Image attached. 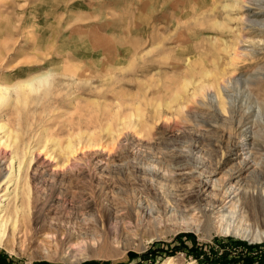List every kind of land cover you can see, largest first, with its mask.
<instances>
[{
	"label": "rangeland",
	"instance_id": "1",
	"mask_svg": "<svg viewBox=\"0 0 264 264\" xmlns=\"http://www.w3.org/2000/svg\"><path fill=\"white\" fill-rule=\"evenodd\" d=\"M244 3L0 0V90H6L0 126L16 133L6 158L0 156V184L22 196L10 207L22 209L16 219L24 229L14 234L16 219L6 222L4 240L16 249L0 248V264H67L65 249L102 244L96 229L104 210L115 214L109 228L124 227L135 244L117 259L84 264H244L247 257L264 264V240L219 232L229 221L264 233L248 206L259 193L264 198V129L253 127L256 117L242 119L249 113L245 103L232 115L192 100L202 71L231 69L235 53L243 52L235 77L252 84L228 93L237 101L249 95V106L264 103V11L253 8L259 22L247 26ZM41 77L45 85L32 91L28 83ZM128 122L140 126L142 139L117 145L119 124ZM91 143L114 154L87 152L65 164V146ZM42 150L55 156L56 166L37 159ZM12 157L16 177L7 185ZM231 193L230 209L210 214L208 229L198 208L227 203ZM142 200L154 210L161 205L163 213L143 215L141 226L116 220ZM233 203L235 214L223 221ZM153 223L157 235L170 236L143 237ZM189 224L191 230L174 233ZM111 242L123 249L117 237Z\"/></svg>",
	"mask_w": 264,
	"mask_h": 264
},
{
	"label": "bare ground",
	"instance_id": "2",
	"mask_svg": "<svg viewBox=\"0 0 264 264\" xmlns=\"http://www.w3.org/2000/svg\"><path fill=\"white\" fill-rule=\"evenodd\" d=\"M243 1L245 2L244 4H246V6L244 5L245 9H247L245 12L246 13L245 24L247 26H254L253 24L256 22H259V21H258V19L255 18L256 14L253 13L252 9L260 7V9L262 11H264V8H262V4H263L264 0H261L262 4H260V0H243ZM260 14L261 13H259L257 15H260ZM260 23L262 26H264V23H262V22H260ZM242 53L243 52H236L235 53L236 56L234 55L235 57H233L232 61L230 62L231 69L226 68L224 70H220L219 68H217L215 70L216 72L215 73L213 72V74L211 73L212 71L211 72H209L207 70L202 71L201 74H199L198 76H200V81L203 83L199 86L197 84L198 88H197L196 92L194 91L195 93L192 96V100L195 101V102H193L194 104L195 103L202 104L203 106H206V107L208 106V107L212 108L216 112L218 110H221L222 112H227V113L229 112L232 115H239L240 113H242L245 109L244 104H242V103H245L246 104L245 106L247 108L246 110H248L249 113L248 114L244 113V115L242 116V119L245 121H251L254 117H256L258 120L253 124V127L255 129L256 128L264 129V123L261 122V120H264V103L256 102L252 106H249V104H247V100L248 99L252 100L251 99L252 97H250L249 95L246 96V100L237 101L236 95L233 96V95H229V93H228L229 90H233L235 88V86H237V84H241V83L243 84L244 83L245 86L246 85L250 86L252 84V80H250V79H247L244 82L243 81L240 82L239 80L237 81L236 77H235V74H236L235 72H236V70L239 69L238 68L239 65H237V61L239 59H241L240 55L242 56ZM257 75L259 76L260 74L258 73ZM253 77L254 76H252L251 78H253ZM44 78L45 77L35 79V80L29 82L28 86H30L32 91H33V89L35 87L34 85H36L38 83L40 86V85H42L41 83L44 84L46 82V81H42ZM192 78H193V76H192ZM195 78H194V80H195ZM184 88H185V86H184ZM152 89H154V88H151V89L149 88L150 91ZM154 90H152L151 93ZM173 90H175V89H173ZM4 91H6V90H4V89L0 90V104H1V102L4 101V98H5L4 97V95H5ZM170 91H169V88H165V87L163 88V93L165 95H168ZM175 92H174V94H175ZM234 92H236V91H234ZM238 94H240V93H238ZM165 95H164V97H165ZM243 97H245V96H243ZM192 100H190V101L192 102ZM184 101H186V100H184ZM183 104H184V102H183ZM185 106L188 107L187 105H183L182 108L184 109ZM181 114H183V113H181ZM121 124H123V123H121ZM121 124H119L120 129L118 130L119 133H118V137L116 139L117 140L116 144L120 145V143L123 140H128L131 143L138 141L140 143V139H142L141 133H139V127L140 126L136 125V124H132L131 122L125 123L123 125H121ZM5 126L6 125L0 126V135L4 134V136L0 138V156L2 155L4 158H6V155L10 151L9 150V148H10L9 139L12 137L13 134H16L15 132L11 131L10 129L6 130ZM65 150L67 152L65 164H68V165H71L73 160H75V158L78 155L85 154L87 152L91 153L94 156L106 155L109 157V156L114 154V149L108 150V149L104 148L102 145L97 147L96 145H94V143L93 144L91 143L89 145V147H84L82 145H78L77 147H73L71 144H69V145L65 146ZM36 155H37L36 157L39 161H42L43 163H49V165H52V166H56L55 165L56 158H55V156H53V154H51V155L49 153L44 154V150H42L41 152L37 153ZM14 161H16V158L12 157L11 162H10V168H8L9 176L7 178V181H6L7 185L14 182L13 178L16 177V175L13 174V171H11L12 166L14 164ZM247 166H248L247 164H246V166L244 165V168H243L244 171L247 169ZM138 172L141 173L142 171H139V169H138ZM149 174L153 175L154 173L150 172ZM2 184H3V182H2ZM2 184H0V194L3 191L5 193L0 197V199H3V198H5V199L0 201V248L4 249L8 253L12 254V253H15L16 245L13 242L4 240L5 231L7 229V223L6 222L11 217L13 219L18 218L19 215L21 214L22 209L20 207L12 206L13 207L12 208V207H10V205H11V202L14 203V201H16L18 198L20 200L22 198V196L19 197L20 195L16 190L11 191L10 190L11 188L8 189L10 186L7 187L5 190H2V188H1ZM13 194H14V196L11 197ZM259 194L260 195L257 198L253 197V198H250L248 200V206L255 212L254 217L256 220L255 224H257L256 227L264 228V198L262 197L261 193H259ZM233 195H234V193L229 194V196L227 198V200H229V202H227V203L210 202V203L206 204L204 209H202L201 207L198 208L201 211V213H203L205 215V217L209 218L208 222L206 224V227L208 229H211V227H212L210 224V214H213V212L215 210L221 211L222 209H223V211H222L223 213H224V211L227 212V210L230 208H226V206L234 200L235 197H233ZM258 200L260 201L259 204H257ZM7 201H9V202L6 203ZM192 201H193L192 199L188 200V202H192ZM143 202H144V200H142L141 204L136 206L135 209H133L132 207H129L128 210H126L127 213L122 217L116 216V220L117 221L120 220V224L123 221H124L123 223H127V221H131L133 223L136 222L138 224V226H141L142 225L141 220H142L143 215H145L146 217L150 216V218H151V214L163 213L161 205L156 206V208L154 210V207H145V204H143ZM13 205H15V204H13ZM235 208H236V203H233L232 204V211L227 213V215L226 214L222 215V220L224 221L225 217H228V219H229L230 216H232V214L234 213ZM136 213H138V214H136ZM114 215H113L112 211H110V210L105 211L104 210L102 212V214L99 216V219L97 220V223H98L100 229H96V230L98 232L99 231L101 232V234H100L101 235L100 237L102 239L101 245H99L96 242L97 243V246H96V243L94 242L93 246L87 244L86 246H79L76 250L65 249L63 251V253H61L62 260L64 262H66L67 264H84V262H86L88 260H92V259H100V260L117 259L118 257L121 256L122 253L124 254L128 250H132L133 245L135 244L134 240L132 239V236H125L126 235L125 234L126 229L124 227H120V225H119V227H120L119 229L109 228V224L111 223V221H113L115 219ZM231 218H233V217H231ZM4 222H5V224H4ZM127 224L130 225L129 223H127ZM238 224L239 223L236 224L235 222L232 223V222L228 221L224 224L223 228L221 227V229H223V230L219 231V232H220V234L225 235V236L238 237V238H242L243 240H249L252 242H258L260 240H264V233L263 232H262L263 234H259V232H257V234H255V232L249 231L248 230L249 228H244L242 226H238ZM116 227H118V226H116ZM150 227H151V230L146 231L144 233V235H142L143 237H154L156 239L157 238L163 239V238L170 236V234H165L164 236L156 234V230L159 229L158 223H153V224H151ZM152 230H155V231L153 232ZM181 230L182 231L183 230H185V231L191 230L190 224L185 225V226L183 225L182 227L179 225V227H177L175 229L174 233L181 231ZM12 231L14 234H17V235L21 234L24 231V229H22L21 225L19 224V219H16L13 221ZM112 236H115L118 238L119 242L122 243L123 249L115 248L112 245V242H111ZM21 237H23V236H21ZM48 258L53 259V258H51L50 255L48 256Z\"/></svg>",
	"mask_w": 264,
	"mask_h": 264
},
{
	"label": "trees",
	"instance_id": "3",
	"mask_svg": "<svg viewBox=\"0 0 264 264\" xmlns=\"http://www.w3.org/2000/svg\"><path fill=\"white\" fill-rule=\"evenodd\" d=\"M243 263L244 264H253V260L250 257H247ZM42 264H47V263H42ZM91 264H103V263H91ZM221 264H227L226 260H223V263H221Z\"/></svg>",
	"mask_w": 264,
	"mask_h": 264
}]
</instances>
